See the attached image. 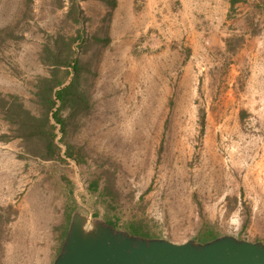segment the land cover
<instances>
[{"label": "rangeland", "instance_id": "374dc122", "mask_svg": "<svg viewBox=\"0 0 264 264\" xmlns=\"http://www.w3.org/2000/svg\"><path fill=\"white\" fill-rule=\"evenodd\" d=\"M73 39L83 159L46 160L2 103L40 114ZM106 205L176 244L209 227L264 243V0H0V264H53L75 211Z\"/></svg>", "mask_w": 264, "mask_h": 264}, {"label": "water", "instance_id": "95a60500", "mask_svg": "<svg viewBox=\"0 0 264 264\" xmlns=\"http://www.w3.org/2000/svg\"><path fill=\"white\" fill-rule=\"evenodd\" d=\"M53 264H264V243L224 235L176 244L133 235L77 210Z\"/></svg>", "mask_w": 264, "mask_h": 264}, {"label": "trees", "instance_id": "16d2710c", "mask_svg": "<svg viewBox=\"0 0 264 264\" xmlns=\"http://www.w3.org/2000/svg\"><path fill=\"white\" fill-rule=\"evenodd\" d=\"M113 6L115 7L116 3H114ZM74 41L73 39L66 45L67 53L65 55H58L53 70V76L42 78L37 86L38 89L35 95L37 101H39L43 107V111L40 114L28 108L24 102L20 100L18 95H11L9 100L2 103V108H4L6 112V118L16 128L17 136L26 139L37 137L44 141L46 153L42 154V156L46 160L61 159L66 161L67 159H72L81 162L83 159L82 149L66 141L71 116L79 113L83 107L86 108L87 106L86 95L80 89L81 60L75 58L72 45ZM58 50L61 51L60 49ZM62 68H66V70ZM69 68L74 69L73 75H71ZM69 77H71V80H69ZM57 126H60V130L63 133L61 142L65 146L64 149H62L57 141ZM62 179L69 186L72 185V181L67 177L62 176ZM89 189L99 192L98 194L101 197L105 194L101 191L98 180L92 181ZM105 192L108 194L112 193V191L108 189H105ZM70 195H73L72 190H70ZM107 210V223L114 225L117 229H125L133 235L142 237H160L153 234L152 231H148L144 227L145 225L143 222L128 217L120 218L118 213L119 217L115 214H111L109 213V205L107 206ZM72 211L73 210H70L69 214H71ZM65 230H67V227ZM64 231L59 236V241L61 242L59 249H61L66 239V231ZM221 235L222 234L209 227L200 235L199 241L206 243Z\"/></svg>", "mask_w": 264, "mask_h": 264}]
</instances>
